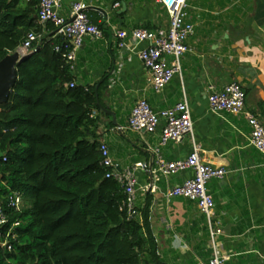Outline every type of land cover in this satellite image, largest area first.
<instances>
[{"label": "crops", "instance_id": "crops-1", "mask_svg": "<svg viewBox=\"0 0 264 264\" xmlns=\"http://www.w3.org/2000/svg\"><path fill=\"white\" fill-rule=\"evenodd\" d=\"M80 1L89 6V18L102 27L103 36L84 39L75 81L101 90L102 108L95 113L98 139L107 144L117 170L147 165L135 172L136 214L142 219L146 207L158 261L195 264L218 255L226 258L225 264H264V156L250 144L245 115L215 113L208 103L210 85L220 89L238 82L246 93L245 111L264 125V0H188L195 34L180 60L181 74L160 93L151 88L138 56L148 44L136 45L127 38L121 49L115 30L165 28V9L156 0H62L60 15L68 18ZM143 98L156 112L186 100L193 138L161 146V128L151 134L127 129L134 105ZM195 148L202 160L227 170L223 179L207 184L215 204L211 218L193 202L167 198L168 190L192 172L159 180L153 173L159 157L183 159Z\"/></svg>", "mask_w": 264, "mask_h": 264}, {"label": "trees", "instance_id": "trees-1", "mask_svg": "<svg viewBox=\"0 0 264 264\" xmlns=\"http://www.w3.org/2000/svg\"><path fill=\"white\" fill-rule=\"evenodd\" d=\"M41 29L37 0H0V61ZM60 43L35 48L0 106V264H161L146 207L142 219L130 215L102 166L101 90L77 84Z\"/></svg>", "mask_w": 264, "mask_h": 264}, {"label": "built area", "instance_id": "built-area-1", "mask_svg": "<svg viewBox=\"0 0 264 264\" xmlns=\"http://www.w3.org/2000/svg\"><path fill=\"white\" fill-rule=\"evenodd\" d=\"M38 22L42 29L39 32L30 31L16 52L20 57L31 55L35 48L44 39H58L60 44L55 50L60 52L62 48L65 63L74 72L77 62V52L81 48L86 37L100 38L103 29L93 24L89 18V6L85 2L73 4L70 15L65 18L60 15L59 8L62 0H37ZM188 0H156L168 14L169 22L165 28L148 30L146 28H133L130 30H115L118 38V47H126L125 41L130 38L134 44L147 43L148 45L138 53L139 59L149 73L151 88L157 93L162 92L174 79L181 74V58L189 52L188 41L195 34V25L189 21L187 14ZM116 6H119L117 3ZM47 24L53 26L52 30L46 28ZM75 82L70 84L74 87ZM208 103L212 112L243 114L248 121L250 132V144L264 156V125L260 118L245 111L246 93L242 85L232 82L222 88L214 84L208 87ZM193 120L191 109L186 100L178 102L173 107L162 111H155L146 99H140L134 105L128 118L126 128L140 133H154L161 128L160 145L166 146L170 142L181 143L186 137L193 138ZM125 128H121L123 130ZM102 153V166L107 170L106 177L113 178L124 187L126 194V206L130 215L136 214V195L138 179L136 170L145 169V163L136 164L135 167L117 170V165L109 154L105 142H100ZM157 168L153 172L156 179L168 178L180 172L190 171L192 177L181 184L174 185L167 192V198H183L196 204L198 209L211 218L214 210L213 197L207 191V184L212 179H223L227 170L215 167L201 159L199 150L195 148L186 158L167 161L159 157ZM21 196L15 194L9 197V206L19 210L16 201ZM23 205V200H22ZM7 222L6 216L0 211V227ZM9 234H7V237ZM2 246L12 250L8 241ZM226 258L218 255L195 264H225Z\"/></svg>", "mask_w": 264, "mask_h": 264}, {"label": "water", "instance_id": "water-1", "mask_svg": "<svg viewBox=\"0 0 264 264\" xmlns=\"http://www.w3.org/2000/svg\"><path fill=\"white\" fill-rule=\"evenodd\" d=\"M29 57L30 55L20 57L18 52H14L0 61V106L10 101L11 93L19 79L18 67ZM2 156L3 154L0 153V158Z\"/></svg>", "mask_w": 264, "mask_h": 264}, {"label": "rangeland", "instance_id": "rangeland-1", "mask_svg": "<svg viewBox=\"0 0 264 264\" xmlns=\"http://www.w3.org/2000/svg\"><path fill=\"white\" fill-rule=\"evenodd\" d=\"M1 179V178H0ZM21 202H22V199H21ZM20 202V199H18L17 201H16V205L19 207V208H21L22 207V203Z\"/></svg>", "mask_w": 264, "mask_h": 264}]
</instances>
